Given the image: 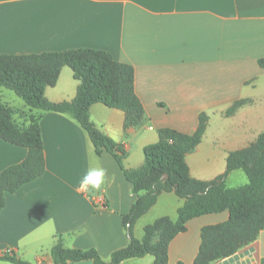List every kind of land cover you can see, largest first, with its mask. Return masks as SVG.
<instances>
[{
  "label": "crops",
  "instance_id": "1",
  "mask_svg": "<svg viewBox=\"0 0 264 264\" xmlns=\"http://www.w3.org/2000/svg\"><path fill=\"white\" fill-rule=\"evenodd\" d=\"M109 51L135 70V90L145 109L144 122L126 127L124 111L95 103L90 118L127 152L126 168L144 164V147L159 140L161 128L193 134L201 113L208 117L202 141L186 160L190 173L212 180L227 168L231 151L250 145L264 132V0H0V53L31 54L73 48ZM79 80L64 66L55 86L45 90L54 102L72 100ZM0 87V98L13 118L28 124L41 115L46 170L42 176L6 193L0 211V254L13 252L33 264H55L52 247L61 235L65 247L96 248L104 260L127 246L124 224L137 199L115 157L98 155L86 130L70 115L28 107L13 90ZM244 103L227 115L236 101ZM26 147L0 137V172L23 161ZM107 169L100 190L80 191L90 166ZM247 177L240 169L226 179ZM241 184V185H243ZM235 187V186H229ZM185 199L163 192L134 227L157 218L178 217ZM229 211L207 213L187 222L170 242L168 264H193L202 228L229 218ZM159 240V233L152 241ZM154 256L121 264H152ZM0 264H15L1 260ZM71 264H94L92 260ZM212 264H264V230L252 243Z\"/></svg>",
  "mask_w": 264,
  "mask_h": 264
},
{
  "label": "trees",
  "instance_id": "2",
  "mask_svg": "<svg viewBox=\"0 0 264 264\" xmlns=\"http://www.w3.org/2000/svg\"><path fill=\"white\" fill-rule=\"evenodd\" d=\"M258 62L264 68V57ZM64 66L73 70L80 83L72 100L54 102L46 97L45 90L57 84ZM0 87L13 90L31 109L73 117L90 136L98 155L107 151L115 157L137 194L130 212L124 215L130 237L127 246L113 251L107 261L96 248L65 247L60 235L52 247L55 264L83 260H92L94 264H121L126 259L147 254L154 256L152 264H168L170 242L187 229L190 219L224 210L230 214L226 221L202 228L201 244L193 264H212L228 257L255 241L264 230V132L250 145L229 153L222 175L208 181L200 180L191 175L186 156L205 134L209 117L201 113L199 126L193 134L161 128L159 140L144 147V164L139 168H126L127 152L95 125L90 118V108L95 103H103L124 111L126 127H137L144 122L145 109L135 90V70L131 64L116 60L107 50L87 47L31 54L0 53ZM243 103L236 101L227 115L233 114ZM13 113L0 98V137L26 147L28 153L23 161L0 172V211L6 206L7 192H16L46 170L41 115H32L28 124H21L14 120ZM237 169L246 173L248 182L229 187L227 176ZM163 192H174L185 199L177 219L159 217L144 227L143 239L136 238L133 235L136 221L156 204ZM156 233H159V240L153 242ZM0 259L33 264L13 252L0 254Z\"/></svg>",
  "mask_w": 264,
  "mask_h": 264
},
{
  "label": "clouds",
  "instance_id": "3",
  "mask_svg": "<svg viewBox=\"0 0 264 264\" xmlns=\"http://www.w3.org/2000/svg\"><path fill=\"white\" fill-rule=\"evenodd\" d=\"M107 169L102 166H90L86 169L79 181L80 191L100 190L106 183Z\"/></svg>",
  "mask_w": 264,
  "mask_h": 264
},
{
  "label": "rangeland",
  "instance_id": "4",
  "mask_svg": "<svg viewBox=\"0 0 264 264\" xmlns=\"http://www.w3.org/2000/svg\"><path fill=\"white\" fill-rule=\"evenodd\" d=\"M8 91H12V90H8ZM240 171L243 173V175L245 176V177H247V175H246V173L243 171V170H241L240 169ZM246 180H248V177L246 178ZM244 182H242L240 179H230L229 181H228V184H229V186H239V185H241V184H243Z\"/></svg>",
  "mask_w": 264,
  "mask_h": 264
}]
</instances>
